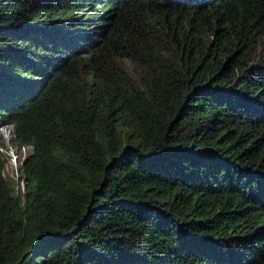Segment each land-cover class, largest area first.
<instances>
[{
    "label": "trees",
    "instance_id": "16d2710c",
    "mask_svg": "<svg viewBox=\"0 0 264 264\" xmlns=\"http://www.w3.org/2000/svg\"><path fill=\"white\" fill-rule=\"evenodd\" d=\"M3 126L0 264H264V0H0Z\"/></svg>",
    "mask_w": 264,
    "mask_h": 264
},
{
    "label": "rangeland",
    "instance_id": "374dc122",
    "mask_svg": "<svg viewBox=\"0 0 264 264\" xmlns=\"http://www.w3.org/2000/svg\"><path fill=\"white\" fill-rule=\"evenodd\" d=\"M2 152L5 159V167L3 169V177L12 185L15 194L23 193L25 189V181L22 180L21 160L28 155L29 148L18 149L13 145V131L11 126H3L0 129Z\"/></svg>",
    "mask_w": 264,
    "mask_h": 264
},
{
    "label": "built area",
    "instance_id": "2783aa9c",
    "mask_svg": "<svg viewBox=\"0 0 264 264\" xmlns=\"http://www.w3.org/2000/svg\"><path fill=\"white\" fill-rule=\"evenodd\" d=\"M23 148H26V147H22L21 149H23ZM28 148V147H27ZM26 157V156H25ZM25 157L21 160V164H22V161L25 159Z\"/></svg>",
    "mask_w": 264,
    "mask_h": 264
}]
</instances>
